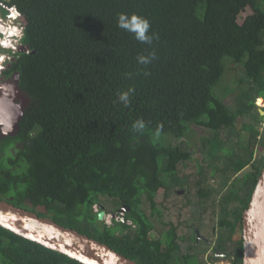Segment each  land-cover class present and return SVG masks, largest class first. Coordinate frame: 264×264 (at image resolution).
<instances>
[{"label": "trees", "instance_id": "16d2710c", "mask_svg": "<svg viewBox=\"0 0 264 264\" xmlns=\"http://www.w3.org/2000/svg\"><path fill=\"white\" fill-rule=\"evenodd\" d=\"M6 3L20 12L26 48L12 62L21 113L12 134L0 138V199L77 229L139 264H200L198 254L180 253L178 240L185 237L174 224L161 237H149L168 192L179 184L178 165L191 158L180 144L164 143V135L182 139L194 123L212 132L200 138L210 173L224 171L230 181L209 258L226 252L231 264H241L242 239L232 237L241 231L264 154L262 161L254 159V149L243 143L237 152L220 134L242 117L253 138L248 145L262 134L264 146V116L254 103L264 98V0ZM120 13L146 18L151 44L118 27ZM152 53L150 63L138 61ZM229 63L240 64L246 82L257 89H243L234 108L224 102L230 91L219 97L213 92L229 84L223 81ZM124 92L127 104L119 99ZM249 116L263 122L260 132ZM138 122L143 126L134 127ZM14 142L18 146L4 155ZM102 197L125 206L130 223L99 220L94 207L106 211ZM0 264L83 263L0 226Z\"/></svg>", "mask_w": 264, "mask_h": 264}, {"label": "rangeland", "instance_id": "374dc122", "mask_svg": "<svg viewBox=\"0 0 264 264\" xmlns=\"http://www.w3.org/2000/svg\"><path fill=\"white\" fill-rule=\"evenodd\" d=\"M251 12V9L248 7L246 9V13ZM262 38L264 39V34L262 35ZM237 80H241V84ZM223 81L229 82L230 85L224 84L223 86L222 82L213 88V92L219 97V95H223L225 91H230L224 97V102L231 108L236 106V95L238 96L240 92L243 91V89H249L248 91L250 92L257 91L254 83L251 81L246 82L242 67L237 63L227 64ZM235 86H237L236 90ZM15 99L17 101V98ZM256 99L257 97L254 98V101ZM263 100L264 99H262V101ZM256 102L258 104L261 103L258 101V99ZM17 107H19V112L17 114L18 117L21 113V106L18 105L17 102L10 104V109L15 110ZM258 107L259 109L264 110V108L260 107V105H258ZM253 111H256V109ZM249 117H251V121H253L256 126L254 128L255 131L260 132L263 127L261 125L263 122L259 124L258 119L253 116ZM244 122L245 120L242 117L238 118L235 128L232 130L227 128L224 130V132H221L220 137L224 140L229 148H235V151L237 152H243L240 150L242 143L248 148L252 147V149H254V159L262 161L264 154V146H262L263 135L259 134L255 142L248 145V141L251 143L253 138L249 132L244 130ZM204 136H212L211 130L194 123L190 124V129L187 132V135L182 139H176L169 134L164 135V143L167 141L171 144H180L183 149L190 150L191 158L181 162L178 165L176 176L179 184L174 183V186L172 187L173 190L170 189L168 192V196L164 201V207L161 209L162 217L160 219H153L154 227L150 232L149 237L153 239L161 237L162 234L169 229V224L172 223L176 226L177 235L185 237V240H178L181 254H198V261L200 264H231L232 257L230 256L224 257L218 255V258L210 260L209 255L211 252V247L209 246L204 252H202L203 250L199 249L200 247L196 250H192L195 246L193 248L190 246V241H192L191 230H193L194 227L198 229L201 236L204 235L205 239H209V244L214 242L215 238L220 232V229H218L216 226L217 214L219 213V208L224 196L230 193V181L227 180V174L224 171L219 170L215 171L213 174L210 173V161L200 140V138ZM241 154H246V151ZM221 165V160L218 159L215 161L216 167L221 168ZM248 168L249 167L246 166L237 174H234V176H236L235 178L240 177L242 173L248 170ZM249 188L250 187H248V190ZM199 190L203 191V196L198 195ZM244 191H247V189ZM244 191L241 193V195L244 193ZM100 204L107 212H110L111 214H114L113 210H116L119 207V202L117 200L114 198L110 199L108 197H102ZM158 205L160 206V204ZM143 207L147 208L148 205L144 203ZM95 211H99V209L97 208ZM110 220L111 216L109 214L106 215L102 221L106 224H110ZM240 236L241 234L239 232L235 233L232 238L235 240ZM201 246L204 247V245ZM191 258L194 259V257ZM191 262L192 264H195L193 260H191Z\"/></svg>", "mask_w": 264, "mask_h": 264}, {"label": "water", "instance_id": "95a60500", "mask_svg": "<svg viewBox=\"0 0 264 264\" xmlns=\"http://www.w3.org/2000/svg\"><path fill=\"white\" fill-rule=\"evenodd\" d=\"M259 114L264 116V111L259 110ZM126 209L122 207L121 211ZM104 215L105 212L101 210L97 217L102 220ZM120 219L126 222L124 216ZM241 225V264H264V165L247 206L241 213ZM0 226L83 264H139L74 228L61 225L51 218L39 216L3 199H0ZM195 234L197 240L203 239L197 229Z\"/></svg>", "mask_w": 264, "mask_h": 264}, {"label": "flooded vegetation", "instance_id": "af4514ba", "mask_svg": "<svg viewBox=\"0 0 264 264\" xmlns=\"http://www.w3.org/2000/svg\"><path fill=\"white\" fill-rule=\"evenodd\" d=\"M21 46H23V44H21ZM18 52L19 51H17V53ZM15 57H16V54L12 56L14 60H15ZM11 68H12V63L9 64V66L7 67L5 71V75L2 78V82H4L5 88H3L2 98L0 99V138H4L7 135L12 134V128L15 125V122L18 118L17 114L19 112V109H18L19 107L15 108V110L10 109V104L16 103L14 93H17V89H16L17 76H15L16 71ZM17 146H18L17 142H14L12 145H9L8 147H6L4 151V155L7 156L9 153L11 154L14 150V147H17ZM37 209L41 211L44 210V209H41V207H38ZM116 210H119V208ZM194 229H197V228L194 227ZM194 229H193V233L196 236ZM235 233H239V231H236ZM240 234H241V231H240ZM190 242H191L190 244L191 248L195 246L192 250H196L200 247L199 249L203 250L204 252L208 246L211 247V251L213 250V247H214L213 245H214L215 240L214 242H212L213 244L212 243L209 244V239L207 238L205 239L203 235V239L197 240L195 237V239ZM201 245H204V247H202ZM215 252H216L215 256H218L217 254H225L224 257H229V256L231 257V255L226 252H217V251Z\"/></svg>", "mask_w": 264, "mask_h": 264}, {"label": "clouds", "instance_id": "9594fccd", "mask_svg": "<svg viewBox=\"0 0 264 264\" xmlns=\"http://www.w3.org/2000/svg\"><path fill=\"white\" fill-rule=\"evenodd\" d=\"M20 13V12H19ZM19 18H20V15H19ZM20 20V19H19ZM117 25H118V27H120L121 29H124L125 31H128V32H130V33H132V34H134V36H135V38L138 40V41H140V42H142V43H146V44H151V42H152V39H153V37H152V35H150L149 34V29H150V22L146 19V18H144V17H142V16H139V15H136V14H133V15H131V16H129L128 14H126V13H120V14H118V16H117ZM24 26V25H23ZM21 44H22V41H21ZM26 47L23 45V46H21V47H19L18 48V50H16V52L15 53H13L12 54V56L14 55V54H16L17 53V51H24V49H25ZM155 57V54L154 53H152L150 56H140V57H138V61L140 62V63H142V64H148V63H150L151 62V59H153ZM14 61V59L12 58V60L10 61V62H8V63H6V61L5 60H2V62H5L6 64H7V67L9 66V64H11L12 62ZM6 69L7 68H3V69H1L0 70V99L2 98V94H3V88H5V84H4V82H2V78L4 77V75H5V71H6ZM15 76H17V73H16V75ZM18 77V76H17ZM14 97L15 98H17V93H14ZM119 99H120V101L121 102H123V103H125V104H127L128 103V99H129V97H128V93L127 92H124V93H121L120 94V96H119ZM257 99H261V101H262V99H264L263 97H257ZM256 99V100H257ZM256 100L254 101V103H255V105L257 106V108L259 109V107H258V105H260V104H258L257 102H256ZM15 101H16V99H15ZM262 103H264V100L261 102V104ZM260 107H262V108H264V106H262V105H260ZM259 110H262V109H259ZM264 111V110H263ZM143 125H142V123H137L136 125H134V127H137V128H140V127H142ZM122 207H125V206H121V207H119L120 209L119 210H117V214H115L114 213V218H117V219H119V220H121L120 218L122 217V216H124V212L127 210H124V211H121V208ZM41 209H43V208H41ZM95 207H94V211H95ZM99 211H101V210H99ZM98 211V212H99ZM104 211V210H103ZM98 212H97V214H98ZM105 212V215H104V217L102 218V220L105 218V216L106 215H109L110 214V216H111V218H113L112 217V214L109 212L108 214L106 213V211H104ZM125 217V216H124ZM126 218V217H125ZM126 220H127V218H126ZM126 223H130V221H126ZM77 230V229H76Z\"/></svg>", "mask_w": 264, "mask_h": 264}, {"label": "built area", "instance_id": "2783aa9c", "mask_svg": "<svg viewBox=\"0 0 264 264\" xmlns=\"http://www.w3.org/2000/svg\"><path fill=\"white\" fill-rule=\"evenodd\" d=\"M6 1L8 0H0V70L7 68L6 63L12 60V54L21 46V38L24 34L19 11L16 7L8 5ZM260 105L264 106V103Z\"/></svg>", "mask_w": 264, "mask_h": 264}, {"label": "bare ground", "instance_id": "6f19581e", "mask_svg": "<svg viewBox=\"0 0 264 264\" xmlns=\"http://www.w3.org/2000/svg\"><path fill=\"white\" fill-rule=\"evenodd\" d=\"M259 102H262L260 99H258ZM261 104V103H260Z\"/></svg>", "mask_w": 264, "mask_h": 264}]
</instances>
